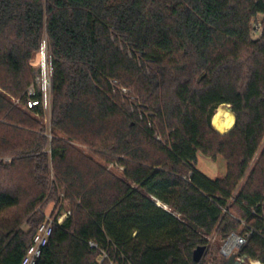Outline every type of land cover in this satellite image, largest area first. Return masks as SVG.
<instances>
[{
    "label": "trees",
    "instance_id": "16d2710c",
    "mask_svg": "<svg viewBox=\"0 0 264 264\" xmlns=\"http://www.w3.org/2000/svg\"><path fill=\"white\" fill-rule=\"evenodd\" d=\"M259 14L264 0H0V156L12 159L0 162V264H22L59 188L72 214L37 264H206L209 237L238 233L235 208L252 231L238 257L264 264V188L250 189L252 175L231 201L264 139V35L252 38ZM45 40L51 141L11 101L27 106ZM35 99L31 112L46 117L42 94ZM223 105L236 116L227 134L213 126ZM61 136L104 151L124 178ZM201 157H222L226 176L201 172ZM20 168L34 189L13 183ZM215 255L227 264L220 247Z\"/></svg>",
    "mask_w": 264,
    "mask_h": 264
},
{
    "label": "rangeland",
    "instance_id": "374dc122",
    "mask_svg": "<svg viewBox=\"0 0 264 264\" xmlns=\"http://www.w3.org/2000/svg\"><path fill=\"white\" fill-rule=\"evenodd\" d=\"M44 48H45V56H46L45 60H46V62H44V57H43ZM45 63H46V70H47L45 75L49 79L51 77V66H50V53L48 50L47 40L44 41L41 52L38 55H36V57L32 61L33 75H34L35 79H34V84L29 88V90L31 88L35 87L36 91H38V87H39L41 89L40 90L41 93H43L42 80H43V75H44ZM44 97L46 100V108H45L46 109L45 110L46 111V117H44V118H40V117L35 116L31 112V110L27 109L25 104H23L19 99L11 98V101L15 107L21 109L23 112L27 113L28 115L36 117L37 119H39L40 122L45 127H47V130H48L47 136L49 138V141H51L52 140V134L50 132L51 114H52V108H51L52 89L51 88L48 89V91H47L46 95H44ZM227 109L229 110V108H227ZM235 118H236V116H235ZM221 134H223V133H221ZM61 137L65 139L64 136H61ZM161 140L162 139H160V138L157 139V141H159V142H161ZM66 141L75 150H77L79 153H81L82 155L92 159L96 164L104 167L107 170V172L112 174L115 178H117V179H123L124 178V171L125 170L123 169V167L120 166L119 164L115 163V162L108 161L106 157H110V156L107 155L104 151H100V150L91 148L89 146L82 145L76 141H68V140H66ZM0 158L10 160V161L12 160L11 158H7V157H1L0 156ZM198 169L201 172H203L205 175H207L209 178H212V179L224 178L227 174V164L222 157H219L215 162H213V160L210 158L201 157V158H199V161H198ZM15 172H16V174L14 176V181H13L14 184L19 185L22 189H25V190L30 189V188L34 189V181L28 175V171L24 170L23 168H20V170H17ZM252 175H253L254 179L256 180V182L250 186V189H253L257 186L264 188V139H263V142L261 144L259 151L257 152L253 161L251 162L249 169L247 170V172L245 174V177L239 182V185H238L236 191L234 192V198L231 200L232 203H234L235 197L248 185V182H249ZM49 178H50V185H51V190H52L53 184H55V183L57 184V180H56L55 171H54L53 166H51ZM64 192L65 191L62 188H59V192L56 194L57 195L56 200H55V197H53V199L46 201L44 206H42V212L45 215L46 219H48V218L57 219L60 217L62 212L68 211V210L72 211L71 205H70L71 203L69 202V200L65 199V197H64L65 193ZM50 193H51V191H50ZM26 204H27V201H25L24 204L22 205L20 212H22V210L24 209ZM231 215L235 220L241 222V226H240L238 233H234V234L237 235L238 237L246 240V243L243 245V246H245L247 244V242L249 241L251 235H252V231H249V232L245 231L244 232V229L247 227V224H246L245 220H242V216H241L242 214L237 208H235L231 212ZM22 229L25 231H28L29 230L28 225L25 223L22 226ZM230 238H231V236L228 239L224 240V239H221L220 236L217 234H214L213 236L209 237L210 249L208 252L209 255L205 259L206 264H215L213 260L215 259V257H217L215 255V249L217 247H220V255H221L220 257H223L225 260L229 259V257L231 255L240 253V250L243 246L241 248H239V247L234 248L233 247L232 248L233 250L230 254L229 253H227L228 255L225 254V247L227 245L229 246ZM103 260H104V258L99 259V263L102 264ZM245 264H262V263L257 261V260H254V259H248V260H246Z\"/></svg>",
    "mask_w": 264,
    "mask_h": 264
},
{
    "label": "built area",
    "instance_id": "2783aa9c",
    "mask_svg": "<svg viewBox=\"0 0 264 264\" xmlns=\"http://www.w3.org/2000/svg\"><path fill=\"white\" fill-rule=\"evenodd\" d=\"M263 19H264V15L259 14L252 21V31H253L252 38H253V40H258V39L262 38V36L264 35ZM44 66H45L44 67V75H43V80H42L43 93H41V91H40L41 89L39 87H38V91H36L35 87H33L29 90L28 102H27V106H26V108L29 110H32L34 107H37L40 105V102L35 99V97L37 96V93L42 94V101L41 102H42L44 108H46V100H45L44 95H46L49 88L52 89V81H51V77L48 79L47 76L45 75L46 71H47L46 70V63ZM51 75H52V67H51ZM122 93L127 94L128 91L123 90ZM0 162L9 163L10 160L0 158ZM71 214H72V212L70 210H68V211L62 212L60 217L57 219H50V218L46 219L45 223L39 228L37 234L35 235L33 242L27 251V254L23 259L22 264H37L38 260L42 256L44 248L47 247L49 240L53 235L54 227L56 225H62L71 216ZM233 235L234 234L231 235L229 242H231L232 239H236L237 240L236 244L233 247L234 248L235 247L241 248L246 243V240L238 237L237 235H236V237H234ZM91 247L94 248V247H96V245L91 243ZM226 247H225V254L228 253V245ZM232 250L230 251V253L232 252Z\"/></svg>",
    "mask_w": 264,
    "mask_h": 264
},
{
    "label": "bare ground",
    "instance_id": "6f19581e",
    "mask_svg": "<svg viewBox=\"0 0 264 264\" xmlns=\"http://www.w3.org/2000/svg\"><path fill=\"white\" fill-rule=\"evenodd\" d=\"M236 124L235 115L230 112L226 106L220 107L214 118L213 125L220 133L226 134L230 132ZM236 239H232L228 246V253L232 250L233 246L236 244Z\"/></svg>",
    "mask_w": 264,
    "mask_h": 264
},
{
    "label": "water",
    "instance_id": "95a60500",
    "mask_svg": "<svg viewBox=\"0 0 264 264\" xmlns=\"http://www.w3.org/2000/svg\"><path fill=\"white\" fill-rule=\"evenodd\" d=\"M43 57H44V62H46L45 60V48H44V51H43ZM223 106H226L227 108H229V111H231V107L229 105H223ZM234 237H236V235L234 234L233 235ZM208 252V247L206 246H203V247H199L195 253H194V260L197 262V263H203L204 261V258L206 256ZM247 260V258H240L238 257L237 254H234V255H231L228 259V262L227 264H239V263H245Z\"/></svg>",
    "mask_w": 264,
    "mask_h": 264
},
{
    "label": "crops",
    "instance_id": "0c3cea01",
    "mask_svg": "<svg viewBox=\"0 0 264 264\" xmlns=\"http://www.w3.org/2000/svg\"><path fill=\"white\" fill-rule=\"evenodd\" d=\"M46 110V109H45Z\"/></svg>",
    "mask_w": 264,
    "mask_h": 264
}]
</instances>
